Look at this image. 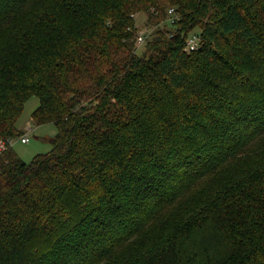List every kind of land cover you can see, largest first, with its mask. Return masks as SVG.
<instances>
[{"label":"trees","instance_id":"1","mask_svg":"<svg viewBox=\"0 0 264 264\" xmlns=\"http://www.w3.org/2000/svg\"><path fill=\"white\" fill-rule=\"evenodd\" d=\"M33 96L58 134L0 153V264H264V0H0V140Z\"/></svg>","mask_w":264,"mask_h":264},{"label":"rangeland","instance_id":"2","mask_svg":"<svg viewBox=\"0 0 264 264\" xmlns=\"http://www.w3.org/2000/svg\"><path fill=\"white\" fill-rule=\"evenodd\" d=\"M136 21V26L139 32H150L149 38L154 36V32L157 27L151 26L148 23V16L144 13H138L134 16ZM172 25L167 22L161 25V29H170ZM147 32V34H148ZM153 34V35H152ZM152 36V37H151ZM147 39V41H148ZM146 43L142 46H136V51L139 55L145 51ZM40 100L38 97L33 96L25 104L24 111L17 122V128L30 136V142L23 144L21 142V137L14 139L11 144L12 150L20 157L24 162L30 163L36 156L49 153L52 149L51 140L58 134V129L53 123H48L44 125H36L32 119V115L35 110L39 107ZM30 129V131H29Z\"/></svg>","mask_w":264,"mask_h":264},{"label":"built area","instance_id":"3","mask_svg":"<svg viewBox=\"0 0 264 264\" xmlns=\"http://www.w3.org/2000/svg\"><path fill=\"white\" fill-rule=\"evenodd\" d=\"M178 19H179V15L177 14L176 10L170 9L168 11V23L170 25L174 26V24L177 22ZM147 32L142 31V32L138 33L137 41H136V45L138 47L142 46L143 44L146 43V41L149 37V33H150V32H148V34H147ZM200 45H201L200 36L198 34H192L187 38L186 47H185L184 51L186 53L190 54L192 52L197 51L200 48ZM29 131H30V129H29ZM20 139H21V142L23 144H27L30 142V136L27 133L25 135H23ZM12 141L13 140L6 142V141L0 140V153L2 151H5L8 147H11Z\"/></svg>","mask_w":264,"mask_h":264}]
</instances>
